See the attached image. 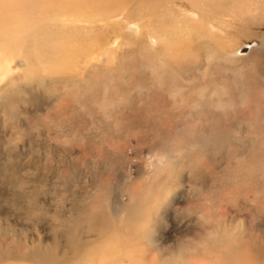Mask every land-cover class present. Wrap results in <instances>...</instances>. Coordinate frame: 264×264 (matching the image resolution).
Here are the masks:
<instances>
[{
  "label": "rangeland",
  "instance_id": "rangeland-1",
  "mask_svg": "<svg viewBox=\"0 0 264 264\" xmlns=\"http://www.w3.org/2000/svg\"><path fill=\"white\" fill-rule=\"evenodd\" d=\"M21 1L0 0L6 13L17 6L16 14L23 15V23L31 29L28 32L23 25L14 24L0 32V242L23 258L0 264H100V250L92 252L103 242L101 234L110 233L106 237L110 240L112 232L121 242L113 241L115 244L106 248L123 247L126 253L139 245L140 264L195 263L198 256L187 252L189 245L203 242L207 231L218 225H227L235 238L233 242L228 239L226 252L235 255L245 250L264 264V35L260 36L264 34V0H255L259 6L256 3L255 9L253 3L245 14V10L236 17L233 13V21L226 23L227 35L234 32L231 40L225 33L218 36L202 27L194 18L195 24H190L202 27L198 36L206 34L212 44L191 56V62L187 51L182 52L180 60L186 59L185 65L163 52L166 46L177 50L174 44L159 40L161 16L147 20L157 30L152 31L139 21L142 16L126 18V13L130 17L134 11L130 6L124 15H99L102 11L91 15L95 4L90 3L82 5L74 16L73 9H67L71 0H50L38 6ZM171 1L160 2L167 5ZM62 8L67 11L65 20L55 23ZM46 29L55 37L47 46L61 45L54 33L66 32L64 43L70 44L68 49L81 50L82 57L71 53L63 58L65 54L53 49L40 54L38 44L47 43ZM24 30L27 32L22 33ZM32 30H43L44 35ZM207 30L211 35L204 32ZM82 36L90 38L92 47L80 41ZM151 38L158 40L157 44ZM248 43L260 45L253 50L258 56L250 59L251 52L242 59L246 62L236 66L220 57L215 65L207 66L208 48L225 49L220 52L227 56ZM240 80H246L244 92L238 86ZM185 86L189 92L181 93ZM163 184L169 185V196L164 195L162 205L164 196L157 190L161 187L164 192ZM149 205L158 214L153 212V226H143L144 233L122 223L129 211L143 222L150 211L143 213L140 208ZM69 217L79 223L77 241L69 234ZM149 226L155 228L151 245L146 236ZM240 230L245 236L238 238L235 235ZM79 244L86 247L77 250L74 246ZM45 246L51 249L50 258L35 260L30 256L33 249ZM171 247L166 258H161V249ZM177 247H185V253L176 252ZM200 248L203 263L219 264L220 251Z\"/></svg>",
  "mask_w": 264,
  "mask_h": 264
},
{
  "label": "bare ground",
  "instance_id": "bare-ground-1",
  "mask_svg": "<svg viewBox=\"0 0 264 264\" xmlns=\"http://www.w3.org/2000/svg\"><path fill=\"white\" fill-rule=\"evenodd\" d=\"M24 0L21 1V3H23ZM48 1L50 0H26V4H28L27 6H35L37 4H47ZM60 2L62 0H59ZM69 1V0H68ZM72 1V6H68L67 9L69 10H72L73 9V12H75L74 16H78V14L76 13L78 11V9H80V7L82 5H91V4H95V8H94V11L92 12L91 15H98V13H100V11H102L99 15H105V16H112V15H124L126 11H128L129 9V6H130V9L134 10L132 11V14L130 15V17L127 15V13L125 14L126 18L128 20H134V19H137V18H142L141 20H139L140 22H146V25L147 27L152 30V31H155V27L153 25V23L151 22H147V20L149 21H152L154 18L156 19V17L158 16H161L162 19L159 23V27H158V34H159V37L161 41L163 42H166L167 44L169 45H173L175 46L176 50L175 51L173 48H170L169 49L167 48L166 46V49L163 50L164 53H167L171 56V58L176 61V60H180L181 58V55L183 54L182 52H186V58H189L190 59V62L192 60V57L191 56H196L198 54H200V49L204 48V47H207V46H210L212 43H211V40L208 41L207 40V36L206 34L202 33L201 35L198 36V32L201 30V28L203 27V25H205L206 27H208L209 29H212L214 30L213 33L220 36V34H223L225 33V35L228 37L229 40H231L233 37H234V32H231L230 31V34H228V32H226V23L227 22H232L233 21V13H235V17H236V13L237 12H242L248 8L249 9V6L254 3L255 0H172L169 4H162L160 1L161 0H71ZM92 1H94L95 3H92ZM258 1V0H257ZM20 2V1H18ZM54 2H57V1H54ZM60 2H57V3H60ZM5 3V2H4ZM63 3H65V1L63 0ZM91 3V4H90ZM257 2H255L253 4V6H255V9H256V5L259 6V2L256 4ZM264 3V2H263ZM25 4V3H23ZM22 4V5H23ZM41 4V6H42ZM51 4L54 5L53 1H51ZM49 3V5H51ZM61 4V3H60ZM256 4V5H255ZM63 4H61L62 6ZM66 5V4H65ZM7 6V4H6ZM19 6L21 7V5L19 4ZM52 6V5H51ZM58 6V5H57ZM84 6V7H85ZM156 6H163L166 10H162L160 9L159 7H156ZM23 7V6H22ZM43 7V6H42ZM42 7L40 8L37 7V8H40L42 9ZM65 7V6H64ZM263 7V6H262ZM15 9H12V7L9 9V12L6 13V11L8 10H5V8L3 7V4L1 3L0 4V32L4 30V27L8 26V25H14V24H17V25H20V26H24L25 30L27 29V27L25 26L26 23H23L25 22L24 20V16L23 15H19L16 14V9H17V6L14 7ZM44 8V7H43ZM46 8V7H45ZM55 8H57L55 6ZM253 8V7H252ZM251 8V11H253ZM260 8H261V5H260ZM38 9V10H40ZM60 8L58 7V10ZM66 9V8H65ZM105 9V10H104ZM139 9H142V10H139ZM85 10V8L83 9ZM136 10H139L138 12ZM260 10V9H259ZM14 11V12H13ZM37 11V9H36ZM64 9L62 8L60 11H58L60 13V15L56 16V19L54 18V22H61V21H64L65 20V16H64V13L67 12L66 10L64 11ZM160 11L162 12H166L168 14H170V18H165L164 16L160 15ZM225 11H228L225 15L223 14H220V13H223ZM264 11V10H263ZM262 11V12H263ZM12 12V13H11ZM42 12V11H41ZM41 12L39 11V13L41 14ZM53 12V11H52ZM129 12V11H128ZM137 12V14H136ZM246 10L244 11V14H245ZM256 12V11H255ZM9 13H11L10 15H13L14 17L12 18ZM38 13V14H39ZM249 13V12H248ZM257 13V12H256ZM6 14L9 15V17H6ZM22 14V13H21ZM243 14V15H244ZM262 14V13H261ZM42 15V14H41ZM55 15V14H54ZM239 15V14H238ZM251 15H252V12H251ZM20 16H23V19L21 18L20 20ZM26 16V15H25ZM29 15H27L28 17ZM38 16V15H37ZM40 16V15H39ZM43 16V15H42ZM44 16H46V14H44ZM73 16V17H74ZM142 16V17H141ZM242 16V15H241ZM241 16H240V19H241ZM250 16V15H248ZM263 16V15H261ZM261 16L257 17V18H262ZM69 17V16H68ZM119 17V16H118ZM124 17V16H123ZM160 17V18H161ZM167 17V16H166ZM254 17V16H253ZM253 17H250V18H247L249 19L248 21H250L251 18ZM30 18V16H29ZM36 18H39V17H36ZM49 19L50 17H45V19ZM70 18V17H69ZM90 18L92 19V17L90 16ZM107 18V17H105ZM195 20L197 21V23H203L202 24V27H201V24H200V27L196 26V25H192L190 24V22H192L193 24H195L192 20ZM28 19V18H27ZM26 19V20H27ZM43 19V18H42ZM44 19V20H45ZM101 19V18H100ZM109 19V18H108ZM158 19V18H157ZM246 19V22L247 24L249 23ZM30 20L33 21V19L30 18ZM50 20V19H49ZM51 20H53L51 18ZM90 20V19H89ZM95 20V19H93ZM186 21V26H183V21ZM21 21V22H20ZM29 21V20H28ZM91 21V20H90ZM137 21V20H136ZM224 21V22H222ZM237 21V20H236ZM244 21V20H243ZM255 20H253L252 22H254ZM257 21V20H256ZM47 23V21H45ZM73 22V21H72ZM87 22V21H86ZM85 22V23H86ZM94 22V21H93ZM104 22V21H103ZM107 22V21H106ZM49 23V22H48ZM51 23L53 22H50V25ZM100 23V22H99ZM110 23V22H109ZM124 23V22H123ZM242 23V22H240ZM255 23H259L260 22H255ZM60 24V23H59ZM104 24V23H103ZM184 24V25H185ZM212 24V25H211ZM233 24V23H232ZM235 24V23H234ZM250 24V23H249ZM38 25V24H37ZM58 25V24H57ZM87 25V24H85ZM90 25V24H88ZM96 25V24H95ZM156 25V24H155ZM236 25V24H235ZM239 25V24H237ZM253 25V23H252ZM251 25V26H252ZM258 25V24H257ZM15 26V25H14ZM39 26V25H38ZM97 26V25H96ZM254 26V25H253ZM263 26V25H262ZM40 27V26H39ZM38 27V28H39ZM91 27V26H90ZM234 27V26H233ZM232 27V28H233ZM240 27H241V24H240ZM30 28V27H29ZM36 28V27H35ZM41 28V27H40ZM46 28V27H45ZM235 28V27H234ZM252 28V27H250ZM20 29V28H19ZM48 29V28H47ZM47 29L45 30L46 34L44 35L43 33V30H40L42 31L41 33L37 31H35L36 33H34L33 29L32 30V33L33 34H37V32L39 33V35L43 34L46 38V44L45 46H43V44H38L39 46V51H40V54L43 55V50L45 52L46 51H55L56 53H59V54H65L63 55V58H65L68 54H73V55H77L79 57H82V51L79 50L77 47H72V49H68L69 45L67 46L65 43H64V38H65V35H66V32L64 33H54V34H57V39L60 41V44L59 46L57 47H53V46H47L48 45V40L50 41V39L52 40H55L54 38H52L49 34H48V31ZM50 29V28H49ZM140 29V28H139ZM147 29V28H146ZM230 29V28H229ZM235 29H238V28H235ZM233 29V31L235 30ZM245 29V28H244ZM242 28V30H244ZM22 30V29H21ZM24 30V32L22 33H26ZM28 30V29H27ZM31 30V29H29ZM28 30V32H29ZM51 30V29H50ZM240 30V29H239ZM248 30V29H247ZM246 30V32H247ZM59 31V30H58ZM157 31V30H156ZM241 31V30H240ZM204 32H207L209 35H211V33L207 30V31H204ZM245 32V33H246ZM51 33V32H50ZM145 33V32H144ZM152 33V32H151ZM31 34V33H30ZM52 34V33H51ZM80 34V33H79ZM154 34V32L152 33ZM24 35V34H23ZM40 35V36H41ZM53 35V34H52ZM261 35H264V34H260ZM32 35H30L31 37ZM55 36V35H54ZM68 36V35H67ZM157 36V35H156ZM250 36V34H249ZM260 36L258 35L257 37L260 38ZM11 37V35H10ZM24 37V36H23ZM43 37V36H42ZM41 37V38H42ZM84 36L81 37L80 41H85L87 43V45H89L90 47H92V44L89 42L90 38L89 39H86L84 40L83 39ZM123 37V36H122ZM198 37V38H197ZM252 37V36H250ZM2 38V37H1ZM35 38H36V35H35ZM147 38V37H146ZM263 38V37H262ZM260 38V40L262 39ZM19 39V38H18ZM23 39V38H22ZM25 42H26V36H25ZM28 39V38H27ZM38 40V38H36ZM35 39V40H36ZM70 39V37L68 36L67 37V41ZM195 40L193 41L194 42V45H192L190 42L192 40ZM213 39V38H212ZM258 39V38H257ZM16 40V39H14ZM32 40V39H31ZM30 39L28 41H31ZM43 38L40 39V41L42 42ZM148 40V39H147ZM23 41V40H22ZM34 41V40H33ZM149 41V40H148ZM157 41L155 38H151V42L155 45L157 44ZM214 41H217V40H214ZM213 41V42H214ZM221 41V40H220ZM228 41V40H227ZM257 41V40H256ZM218 42V41H217ZM230 42V41H229ZM35 43V42H34ZM116 43V42H115ZM121 44V42H119ZM161 43V42H160ZM183 43V44H182ZM30 44V43H29ZM118 44V43H117ZM3 45V44H2ZM122 45V44H121ZM5 46V45H4ZM37 46V45H36ZM47 46V47H46ZM79 46V45H78ZM260 45L259 44H253V43H248V44H244V46H242L238 51L236 52H233V53H229L227 56L224 55V53H221L220 51L222 50H218V49H213V48H208V50H206L205 54H206V57H205V61L207 63V66H210L212 64L215 65L214 61L217 59V58H224L226 59L225 61H228V63L230 62L231 64H234L235 66L238 64V63H241L245 60H242L246 57H248V55L252 52L253 54L250 56V59L252 57H254L255 55L258 56V53L257 52H253V50L257 49V48H260L259 47ZM19 47V46H18ZM44 47V48H43ZM81 47V46H80ZM152 47V46H151ZM158 47V46H157ZM156 47V48H157ZM187 47V48H185ZM221 47V45H218V48ZM4 48V47H3ZM43 48V49H41ZM107 48V47H106ZM264 48V47H262ZM5 49V48H4ZM15 49V48H14ZM41 49V50H40ZM105 49V48H104ZM118 49V48H117ZM155 49V48H153ZM159 49V48H158ZM156 49V50H158ZM186 49V50H184ZM10 50V49H8ZM13 50V48H12ZM33 50V49H31ZM225 50V49H224ZM223 50V51H224ZM231 50V49H230ZM235 50V49H233ZM14 51V50H13ZM80 51V52H79ZM107 51V50H106ZM109 51V50H108ZM222 51V52H223ZM259 51V50H257ZM80 54H79V53ZM161 52V50H160ZM225 52V51H224ZM13 53V52H12ZM36 53V52H35ZM202 53V51H201ZM257 53V54H256ZM52 54V53H51ZM41 55V56H42ZM112 55V54H111ZM184 55V54H183ZM262 55V54H261ZM116 56V54H115ZM4 57V56H3ZM19 57V56H18ZM68 58V57H67ZM248 59V58H247ZM76 60V59H75ZM88 60V59H87ZM91 60V59H89ZM183 60L185 61V63H183ZM183 60H180L178 61L179 64L181 65H185L187 64V61L186 59H183ZM79 61V60H77ZM52 62V61H51ZM246 62V61H245ZM23 63V62H22ZM225 63V62H224ZM248 63V62H247ZM27 64V63H26ZM70 64V63H68ZM115 64V63H114ZM220 64V63H219ZM24 66V64H22ZM51 66V65H49ZM77 66V65H76ZM115 66V65H114ZM121 66V65H120ZM221 66V65H220ZM225 66V65H223ZM229 66V65H228ZM231 66V65H230ZM234 66V67H235ZM78 67V66H77ZM112 67V66H111ZM222 67V66H221ZM233 67V66H232ZM28 68V67H27ZM58 68V67H57ZM31 69V68H30ZM109 69V68H108ZM116 69V68H115ZM84 70V69H83ZM106 70V69H105ZM212 70V69H211ZM226 70V69H225ZM224 70V71H225ZM241 70V69H240ZM238 70V71H240ZM58 71V70H57ZM228 71V70H227ZM231 71V70H229ZM25 73V72H24ZM212 73H215V72H212ZM232 73V72H231ZM26 74V73H25ZM168 74H172V72H168ZM237 75V74H236ZM27 76V75H26ZM85 76H87L85 74ZM115 76H116V73H115ZM177 76V75H176ZM187 76V75H186ZM204 76V79L207 80V74H203ZM215 76V75H214ZM112 77V76H111ZM179 76H177L178 78ZM195 77V76H194ZM212 77V76H211ZM238 79V75L236 76ZM260 77H262L260 75ZM106 78V77H105ZM181 78V77H180ZM251 78V77H250ZM33 79V78H32ZM35 79V78H34ZM86 79V78H85ZM113 79V78H112ZM183 79V78H182ZM23 80V79H22ZM27 80V79H25ZM24 80V82H25ZM106 80V79H105ZM125 80V79H124ZM184 80V79H183ZM195 80V79H193ZM235 80H237L235 78ZM264 80V78H263ZM97 81V80H96ZM246 80H240V85H238L240 87V89H242V91L245 89V82ZM259 81V80H258ZM106 82V81H105ZM114 81H112L113 83ZM117 82V81H116ZM21 83V82H20ZM33 83V82H32ZM35 83V82H34ZM45 83V82H44ZM203 83V81H202ZM28 84V82H27ZM77 84V83H76ZM106 84V83H105ZM194 84V83H193ZM217 84V83H215ZM239 84V83H238ZM25 85V84H24ZM207 86L210 85L212 86L213 84L211 83H207L206 84ZM247 85V84H246ZM252 87H254L255 85L251 82ZM256 85H258V83H256ZM100 86V85H99ZM236 86V87H238ZM188 86H185L184 88H182L180 90L181 93H186V91L188 90L187 89ZM249 87V86H248ZM263 87V86H262ZM260 87V88H262ZM111 88V87H110ZM259 88V87H258ZM37 89V88H36ZM53 90V89H52ZM59 90V89H58ZM106 90V88H105ZM116 90V89H115ZM170 90V89H169ZM200 90V88H199ZM211 90V89H210ZM263 90V89H262ZM209 91V90H208ZM239 91V90H238ZM179 92V93H180ZM189 92V90H188ZM244 92V91H243ZM257 92V90L255 91ZM202 93V92H201ZM220 93V92H219ZM258 93V92H257ZM262 93V94H261ZM260 94L263 95V92H261ZM175 94V93H174ZM173 94V95H174ZM194 94V93H193ZM192 94V96H193ZM242 95V93H240ZM199 95V94H198ZM197 95V96H198ZM217 95V94H215ZM172 96V95H171ZM176 98L178 95H176ZM180 96V95H179ZM182 96V95H181ZM189 97V95H187ZM186 96V97H187ZM218 96V95H217ZM220 96V95H219ZM208 97V96H207ZM200 98V96H199ZM198 98V99H199ZM264 98V96H263ZM262 98V99H263ZM172 99V98H171ZM190 99V98H189ZM206 99V98H205ZM208 99V98H207ZM210 99V98H209ZM259 99V97H258ZM173 100V99H172ZM185 100V99H184ZM197 100V98H196ZM211 100V99H210ZM189 101V100H188ZM199 101V100H198ZM201 101L203 102L202 98H201ZM250 101V100H249ZM260 101V100H259ZM263 101V100H262ZM260 101V102H262ZM196 102V101H195ZM226 102V101H225ZM254 102V101H253ZM178 103V102H177ZM176 103V105H178ZM194 103V102H193ZM192 103V104H193ZM199 103V102H198ZM207 103V102H206ZM211 103V102H210ZM218 103V102H217ZM220 103V102H219ZM218 103V104H219ZM264 103V102H263ZM179 104H182V103H179ZM186 104V103H185ZM197 104V103H196ZM216 104V105H218ZM212 105V104H211ZM256 106L258 104H255ZM182 106V105H181ZM191 105H189L188 107H190ZM197 106V105H196ZM210 106V105H208ZM254 106V105H253ZM199 107V106H198ZM250 107V106H249ZM248 107V108H249ZM186 108H187V105H186ZM207 108V107H206ZM243 108V107H242ZM262 108V107H261ZM261 108L259 109V111L261 110ZM180 109V108H179ZM182 109V107H181ZM201 109V108H200ZM209 109V107H208ZM252 109V108H251ZM199 110V109H197ZM258 111V110H257ZM264 111V110H263ZM141 112V111H140ZM202 112V111H201ZM200 112V113H201ZM241 113V112H240ZM122 116V115H121ZM237 116V115H236ZM240 116V115H239ZM254 116V115H253ZM189 117V116H188ZM180 118V117H178ZM190 119L192 117H189ZM180 119H184V118H180ZM188 119V118H187ZM198 121V120H197ZM173 122V121H172ZM171 123V122H170ZM198 123H200V121H198ZM173 124V123H172ZM182 124V122H181ZM187 124V122H186ZM196 124V123H195ZM185 125V123H184ZM174 126V125H173ZM171 127V126H170ZM176 127V125H175ZM174 127V128H175ZM184 127V126H183ZM192 127V126H191ZM253 127V126H252ZM169 128V126H168ZM173 128V127H172ZM198 128V127H197ZM201 128V127H200ZM256 128V127H253V129ZM198 130V129H197ZM201 130V129H200ZM184 131V130H183ZM188 132V131H186ZM185 133V131H184ZM160 137V136H159ZM152 139V138H151ZM263 148V147H262ZM12 157V156H11ZM13 158V157H12ZM13 160V159H12ZM14 165V164H13ZM26 172V171H25ZM27 173V172H26ZM37 174V173H36ZM34 174V175H36ZM174 175V173L170 174V176ZM32 177V176H31ZM169 186V185H168ZM168 186L167 184H163V189H164V192L162 190V188L160 187L158 190H157V193L159 194H163V196L167 193V196L168 195ZM164 198V199H163ZM161 201L162 205L163 203L166 202V196H164ZM19 200V199H18ZM26 200V199H25ZM28 202V201H27ZM37 202V201H36ZM38 203V202H37ZM40 204V203H39ZM153 207L152 205H149L148 207H143V208H140V212H148L150 211L147 216H146V219L143 221V222H140L139 221V218L138 217H135V216H132L130 211L128 212V216L125 218V220L122 221V223H126V224H129L130 226L133 227V230H137L138 232H143L144 233V227L143 226H146V225H150L151 222H154L155 220L152 219V215H153V212H155L154 210H152ZM85 213V212H84ZM157 213V212H155ZM158 214V213H157ZM83 216V215H82ZM73 217V215L71 216ZM71 217H69V220H70V223L68 224H71V226H69V234L70 235H74V238L73 240L77 241V233L79 231V223H74L72 220H71ZM78 220V219H76ZM79 221V220H78ZM74 225V226H72ZM151 226H153L151 224ZM225 228V229H224ZM144 230V231H143ZM147 233H146V236L148 241H151L150 243L148 242L149 245L153 244V241H152V236L154 234V230L155 228L154 227H150L149 226V229H147ZM229 228L227 225H218L217 226V229H210L209 231H207V235L205 237V239L203 240V242H198V243H193L192 245H189L188 247V253L192 254V255H196L198 256V260L194 263V262H189V263H186V264H205L203 263L204 261H201L200 260V257L203 255V253H200V246L204 249V250H207V249H210V251H213V250H216L217 251H220V256H219V264H229V263H234V264H259L256 260L252 259V257L250 256L249 253L245 252V250L239 252L238 254H230L228 252H226L227 248H225L226 246V243L228 241L229 238L232 239V242L233 240L235 239L234 237L232 238L231 237V232L228 231ZM112 231V230H111ZM110 231V232H111ZM241 233L239 235H235L237 236L238 238L239 237H244L245 236V231L244 230H240ZM113 234L111 239L110 240H106L107 238L106 237H110V233H106V234H101L103 235V242H99L101 243L99 245V243L97 244V246H95L94 250L92 253L96 252L98 250H100V255H103V257L101 258L102 260L100 261V264H109L108 263V260L110 258L111 260V264H140V260H138V257H139V253H138V246L136 247H133L131 248H128L126 250V253L123 250V247H121V249L117 248L116 246H113V247H109L108 249H110L111 251L107 252V248L105 245H110V244H115L113 241H120L119 239L121 238L119 235H117L116 232H112ZM119 234V232H118ZM145 236V235H144ZM222 236H225L227 237V240L223 239ZM141 237V236H139ZM18 238V237H17ZM143 238V237H142ZM141 238V239H142ZM207 238V239H206ZM126 239V236H124L122 238V243H124V240ZM154 239V238H153ZM155 240V239H154ZM89 241H86V243H88ZM121 242V241H120ZM118 242V243H120ZM155 242V241H154ZM19 243V242H18ZM130 243V242H129ZM132 243V242H131ZM157 243H155L156 245ZM80 245V244H79ZM196 246V247H195ZM8 247V246H7ZM5 247L4 245H2V243L0 242V263L1 262H4L6 259L9 261V259H17V260H20L23 258V256L19 257L17 256L18 253L14 250H10L9 248ZM75 248L78 249H82V248H85L86 245H83V246H74ZM160 247V246H159ZM12 248V247H11ZM106 250V253L109 254V255H105L106 253H103V251ZM177 250H175L176 252L180 253V254H183L185 253L186 251V248L185 247H177L176 248ZM51 249L46 247L45 248H42L40 250H32L30 256L32 258H34L35 260L39 259V260H42L44 258H50L52 256V252H49ZM170 250L172 251V247L169 248L168 251H165V249H161V252H160V257L161 258H166V256L168 255V252H170ZM81 251V250H79ZM174 251V252H175ZM55 252V251H54ZM194 253V254H193ZM121 255V257H119V259L116 258V256H119ZM186 255V254H184ZM181 256V255H180ZM218 258V257H217ZM15 261V260H14ZM193 261V260H192ZM241 262V263H240ZM218 264V263H217Z\"/></svg>",
  "mask_w": 264,
  "mask_h": 264
}]
</instances>
